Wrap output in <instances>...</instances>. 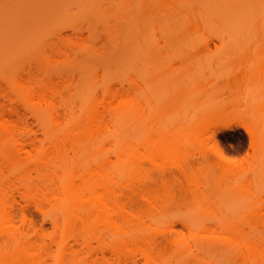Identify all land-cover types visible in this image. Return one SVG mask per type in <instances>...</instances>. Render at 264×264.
<instances>
[{
  "label": "rangeland",
  "instance_id": "374dc122",
  "mask_svg": "<svg viewBox=\"0 0 264 264\" xmlns=\"http://www.w3.org/2000/svg\"><path fill=\"white\" fill-rule=\"evenodd\" d=\"M141 50L147 53L139 61L140 78L132 64L134 51ZM133 76V81L142 87L141 103L146 115L143 121H136L138 128L134 126L139 139L135 133L134 137L139 143L146 141L147 136L158 139L154 135L157 132L165 136L168 131L170 135L168 128L177 131V127L181 130L185 124L192 125L214 107L229 113L245 108L264 119V0H0L1 87L10 90L6 80L19 77L46 83L51 96L43 107L55 113L64 112L68 104L81 108L80 93L82 96L87 91H97L101 95L108 88H130ZM137 98L140 100L138 93ZM19 108L30 128L37 131L32 112L20 104ZM75 109L76 113L80 110ZM83 114L78 113L81 118L85 117ZM229 125H234V129L222 130ZM251 125L248 118L234 114L199 134L194 131L195 136L187 139L184 146L189 144L200 165L202 188L197 193L186 194L178 183L181 178L176 181L174 177L179 173L177 166L183 164L182 156H156L148 152L145 141L141 142L143 155L140 154V161L134 160L133 166H137L132 169L137 170H131L133 180H127L128 187L126 182L119 184L124 202L128 208L144 211L140 218L151 227L143 225L152 228L150 232L157 237L163 231L189 235L185 225L189 216L194 223L206 222L224 232L222 237L228 239L206 247L205 264H252L241 255L238 243L232 239L234 232L222 230L219 225L221 220L239 223L243 219L240 215L247 214L243 210L252 200L243 193L227 190L247 173L230 180L216 162L218 140L230 156L248 160L249 171L255 158L264 153V148L252 141L247 129ZM163 174L168 177L167 192L160 186ZM121 175L116 177L119 183ZM131 183L139 187L135 194ZM209 186L216 189L212 201ZM142 188L152 203H158V208L148 204ZM208 201V209L203 208ZM256 202L263 207L264 197ZM148 205L153 209H148ZM236 210L241 214L234 213ZM243 227L252 235H264V223ZM93 243L99 247L97 241ZM165 243L161 238V251L170 250ZM98 247L94 249L95 254L101 252L96 255L100 258L98 261L96 257L97 264L117 263L110 253L103 260L102 248ZM176 248L179 247L175 245L165 252L155 249L161 253L157 257L162 261L154 264H162L166 256L170 259L166 257L164 263L183 256V250L181 253ZM163 253L167 254L162 257ZM137 264L146 262L140 258Z\"/></svg>",
  "mask_w": 264,
  "mask_h": 264
},
{
  "label": "bare ground",
  "instance_id": "6f19581e",
  "mask_svg": "<svg viewBox=\"0 0 264 264\" xmlns=\"http://www.w3.org/2000/svg\"><path fill=\"white\" fill-rule=\"evenodd\" d=\"M145 52L134 51L133 54L136 63L133 62L135 67L132 64L133 70L140 78L142 66L139 61ZM134 76L130 88H108L101 95L97 91H87L82 96L78 94L83 102L80 100L81 108L77 105L75 108L83 112L77 113L75 104L66 105L64 112L44 110L43 104L51 96L50 86L45 82L40 84L36 80L19 77L6 80L10 90L0 86V264H97L96 257L99 258L101 252L94 253L98 247L93 246L94 241L98 242V249L100 246L102 248V259L110 253L117 261H114L115 264H137L140 258L146 264H154L155 261H162L161 253L155 252V249L161 251L158 248L161 238L164 243L168 242L170 250L175 245L181 249L176 248L181 253L183 250L184 257L179 256L181 260H174L171 255L175 263L205 264L206 247H213L228 239L222 237L224 232H218L206 222L194 223L192 216L185 221L189 235L163 231L162 237H157L150 232L152 228H147L151 225L140 218L143 216L140 213L142 210L139 212L134 207L128 208L119 192V184L126 182L125 186H129L128 181L133 180V171L137 170L132 169L137 166H133L134 160H141V146L147 144L148 152L156 156H182L183 164H177L181 167L177 166L179 173L174 177L176 181L181 178L178 183L186 194L200 192V165L189 144L184 146L187 139L237 114L251 121L252 125L247 129L252 141L259 148H264V119L245 108L229 113L214 107L202 113L192 125L185 124L181 130L177 127L180 134L168 128L169 133H172L167 135V131L162 137L157 132L161 128H156L159 130H155L157 133L154 135L159 138L154 140L152 136H147L148 143L144 139L145 142L141 140L144 142L142 145L138 141V129L135 130L138 124L136 126L135 123L146 117L143 114L145 106L141 103L142 87L136 80L133 81ZM19 104L32 112L37 131L30 128ZM78 113L80 116L84 113L85 117H79ZM79 118L82 120L79 121ZM232 129L234 125L222 130ZM223 145L216 140V162L225 176L230 180H238L241 174L247 173L243 179L234 180L227 190L229 193L245 194L252 203L243 210L247 214L234 211L243 218L239 223L238 220L231 223L221 220L219 225L222 230L234 232L232 239L238 243L241 255L248 262L264 264V235H252L243 227L245 224L264 223V206L256 202L258 198L264 197V153L255 158L247 171L248 160L241 161L230 156ZM113 146L114 150H110ZM115 171L123 174L120 183L116 180L119 174H115ZM161 179L160 186L167 192V175L163 174ZM131 185V192L135 194L139 187ZM142 189L148 204L158 208V203H152L147 197L148 192ZM207 189L212 191V201L216 189L212 186ZM149 206L148 209H153ZM209 206L208 201L203 208L208 209ZM105 234H109V237ZM165 251L163 249L161 252ZM166 254L163 253L162 257ZM164 262L162 264L170 260Z\"/></svg>",
  "mask_w": 264,
  "mask_h": 264
}]
</instances>
